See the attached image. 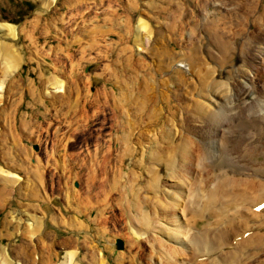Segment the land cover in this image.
I'll return each instance as SVG.
<instances>
[{"label": "bare ground", "instance_id": "1", "mask_svg": "<svg viewBox=\"0 0 264 264\" xmlns=\"http://www.w3.org/2000/svg\"><path fill=\"white\" fill-rule=\"evenodd\" d=\"M34 1L36 12L21 24L0 21V264H105L99 246L59 239L50 222L79 235L93 223L104 233L124 215L134 228L122 229L131 261L135 248L143 264H264V0ZM41 37L58 43L40 47ZM26 42L31 61L55 60L41 82L54 89L44 94L50 105L22 78L18 45ZM153 57L163 63L158 70ZM207 59L228 67V76L208 70ZM80 61L104 63L102 75L115 87L93 95ZM26 90L34 104L54 108L45 125L16 114ZM158 90L167 99V129L147 144L135 130L154 117ZM110 105L114 136L103 134L93 150L79 147L74 126L100 119ZM30 137L40 146L35 164L27 160ZM56 138L64 152L48 144ZM60 195L71 215L52 212Z\"/></svg>", "mask_w": 264, "mask_h": 264}, {"label": "rangeland", "instance_id": "2", "mask_svg": "<svg viewBox=\"0 0 264 264\" xmlns=\"http://www.w3.org/2000/svg\"><path fill=\"white\" fill-rule=\"evenodd\" d=\"M60 6H61V4H60ZM37 8H38V5H37V3H35L34 0H4V3L2 4V7H1V14H2L3 17H2V19L0 21H2V22L3 21H8V22L14 23V24H21L25 19H27L29 17L31 18V16H33L32 14L34 12H36ZM151 23H152L153 29L156 30L155 26L157 24L153 23V22H151ZM44 38L41 37V40H40L41 44H39L40 47H42V45H43V46H46L47 49L50 50L51 47H55L57 45V43H58L57 40L51 39V37H50L49 38L50 39L49 40L50 43L46 44L45 41H46L47 38H45V39ZM27 45H28L27 42L26 43H21V44L18 45V47H22V49H23L22 56L25 59V62H23L21 64V75H22L23 80H25L24 81L25 84H29L30 81L35 83V86L38 89V94H37L38 98H41V99L44 100L45 99L44 94L48 93L51 90L54 91V89H52L53 87L50 88L49 84L44 85V84H41V82H43V81H45L47 79H50V77H51L50 75H52V73L54 74L55 70L53 68H51V64H52V62L54 63L55 60L50 58V57H45L44 59L41 57V58L35 59L34 61H31L29 59V57L31 55L30 53H32L34 50L27 49L26 48ZM175 46H176L175 44L171 45L172 48H174ZM179 62L180 61H177L176 64L179 65L183 61L180 62V63ZM99 63H101V62L99 61ZM79 64H80V69H81L80 74L81 75L83 74L84 78L86 76H89V81L91 82V85H92L90 91L93 93V95L97 93V90H99L102 87H104L105 84H107L106 87H108L109 90L113 89L115 87L113 80H111V79L107 80V78H106L107 76H103L102 75V65L104 63H101V64L94 63L93 64V63H88L86 61L85 62L84 61H82V62L80 61ZM39 65L40 66L42 65V67H43L44 74L42 76L39 75L40 74ZM152 65L154 67H156V70H158L160 67H162L163 63L160 62V58L153 57L152 58ZM220 66H221V64L218 65L217 63H214L213 61L207 59V68H208V70H217V72L219 71V72H222V73L225 71L224 75L228 76L226 71H228L229 68L228 67L220 68ZM164 72L166 74H168V71L164 70ZM166 74H163V76L167 78ZM224 75L222 77H219L218 80L219 81L227 80V77H224ZM190 77L193 78V76H191V75H190ZM60 79H63V78L60 77ZM160 89L163 90L162 88H160ZM164 91L167 92L166 90H164ZM194 92H192V93H194ZM154 93H156L155 94L156 103H154V104H152L150 106V109L154 105L156 107V112H155L154 117L151 120H148V119L144 118L143 121H142L144 124L141 122V124L139 125V128L135 130L136 134H138L141 131V132H143L145 134L144 136H147V138H146L147 144L150 141H154V139L157 136H160L162 133H165V131L167 129L166 128L167 127V116H168V113L166 111V109H167V99H166V97L164 95V92H159V90H158V91H155ZM22 94H24L23 96H24L25 100L22 103L23 105L22 104L16 105L17 107L19 106L18 107V112L16 114H18L21 117L22 114L29 113L30 116H32V119L33 118L34 119L38 118L39 121H40L39 123L42 124V125H45L47 120H48V118L46 119L45 114L46 113L49 114L51 111L53 112L54 108L52 106L45 107L44 104L42 103V101H41V103L38 102V103L34 104L33 96H31V94H29L27 92V90L22 92ZM91 97H90V99H91ZM253 97H255V95ZM190 98H192V99H191V101L189 103L192 105L193 101L196 98H194L193 96H191ZM14 99L15 98L13 97V100ZM46 102L48 103V105H50V103L47 100H46ZM89 106H91V105H89ZM48 109H50V111H48ZM106 109H107L108 113H105V115H101L100 119H97L95 121L93 119L88 120V123H83L84 124L83 127H81V125L79 127L74 126L75 129L77 128L74 136H76V137L79 136L75 143L79 144V147L85 146V148H87V144H88L89 148L91 146V149L93 150V149H95L94 141L96 139H98V140L102 139L101 137H103L102 136L103 134L107 135V136H114L115 130L112 131V129H111L112 127H115V125L113 126L114 122L112 121V118H113L114 121H116V117L114 115L113 116L111 115L112 114L111 112H113L112 110L114 108H113L112 105H110V107L107 106ZM89 110L92 112V111H94V108L91 106ZM127 112L130 115L129 116L130 120L131 121L134 120L132 118V116H131V114H132L131 110L130 111L128 110ZM53 113L55 114V112H53ZM149 121H151V122L149 123ZM48 125H49L48 130H50V131L55 130L54 128L57 127V126H55V123H53L52 125L51 124H48ZM82 128H83V133H84L83 135L81 133H79V130L81 129V131H82ZM34 131H35V133H37V130L35 128H34ZM89 133H91L90 136H89ZM111 134H113V135H111ZM87 135L89 137V142H85L84 139H87L86 137L85 138L81 137V136H87ZM35 139H36V137H34V140ZM58 140H59V138H56L54 140L50 139L48 144H55L56 143V145L61 147V151L64 152L63 146L60 145V142ZM35 141H33V139H31V137L28 139V142L25 141V143L28 144V148L30 149L29 150V156L27 157V160L32 159V163L33 164H35V160H34L35 159V155H38V153L40 152V146ZM66 143H67V140H66ZM69 145H70V143H69ZM112 154H113V151H112ZM112 158H113L112 159V164H115L116 163V160H115L116 156L112 155ZM134 159H136V154L135 153L127 156L126 158H123L122 164L124 163L123 165H126L127 163H131L132 161H134ZM50 165L51 164H49L48 167ZM10 170H12V169H10ZM17 171L18 170L16 169V173H17ZM66 173L67 172H65V175H67ZM124 179L125 178H122V180H123L122 184L126 182V180H124ZM21 182H22V180H21ZM139 182H142V181H139ZM54 183H56V180H54ZM74 184H75L76 188H78V186L80 185L78 180H74ZM76 184L78 186H76ZM16 185H18V184H16ZM26 185H27L26 183L23 184V186H26ZM27 190L28 189L23 188L22 189V195H20V197L25 196V194L28 193ZM12 198L14 200H17V201L21 202V199L19 198V196H17V197L12 196ZM17 201H16V204L13 205V203H12L11 205H9V206H11L10 208H12V211H14V212L18 211L19 208H20L18 206V202ZM24 201H26V200H24ZM69 205L70 204L68 203V199H66L65 196L64 197L61 196V195L60 196H56V199H54V202L51 205V207L54 208V210H52V212L53 213L55 212L57 215H59V212L61 213L63 211V213L66 216H68L70 214L69 213L70 212ZM237 207H238V205H235L234 208H233V205H232L230 207V209H232V208L235 209ZM13 208H14V210H13ZM45 208L46 207H44V209ZM237 210L238 209L232 210V212H235ZM118 213H119V211H118ZM89 215H91V214H89ZM4 216H5V211L4 212H0V219H1L0 221H2ZM82 221L85 222V224L87 225L89 223V217H87V215L82 217ZM108 226H109L108 230L103 233V232L98 230V229H101L99 226L97 227L95 224L93 225V223H91L89 230L86 231V232H83L85 230H82V233L80 235L77 232H74L72 230L66 229L64 225L57 228L51 222H50L49 229L51 231H53V232H57L59 239H64V238L70 237L72 235H75L76 237L80 236L81 238H85L86 237V239H88L90 243H92L93 245L96 244L95 246H99L98 248L96 247L97 249L103 251L104 260L106 262L105 264H141V263L143 264V259H141L143 252L140 253V252H138L137 249L134 248L132 251L134 253H137V257L133 261H131V259L127 255L128 247H127V244H126V240L122 237V229H123V227H126V228H130L131 227V229H134L132 227L131 221L127 217V215L126 216L124 215V216H122V217H120L118 219V222L116 223V230L114 229V227L111 224L108 225ZM87 237H89V238H87ZM117 240H122V242L124 243L123 250H118L116 248ZM2 242L4 244V243H6V240H2ZM77 250L81 251V253H80L81 256L84 254V250L82 249V247L80 245L77 247ZM145 252H147V253H149V255H151L150 249H147V251H145ZM121 253H123L124 258H122V257L119 258V255ZM65 256H66V251H62L61 252L60 262L63 261V263H64ZM149 262H150V260H149ZM84 264H88V263H84Z\"/></svg>", "mask_w": 264, "mask_h": 264}, {"label": "water", "instance_id": "3", "mask_svg": "<svg viewBox=\"0 0 264 264\" xmlns=\"http://www.w3.org/2000/svg\"><path fill=\"white\" fill-rule=\"evenodd\" d=\"M117 249L118 250H122L123 249V243L120 240H118V242H117Z\"/></svg>", "mask_w": 264, "mask_h": 264}]
</instances>
